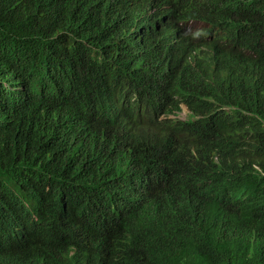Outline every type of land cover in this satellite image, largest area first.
Masks as SVG:
<instances>
[{
  "label": "trees",
  "instance_id": "1",
  "mask_svg": "<svg viewBox=\"0 0 264 264\" xmlns=\"http://www.w3.org/2000/svg\"><path fill=\"white\" fill-rule=\"evenodd\" d=\"M177 8L264 61V0H0V264H264V69L195 71ZM189 129L235 174L188 202Z\"/></svg>",
  "mask_w": 264,
  "mask_h": 264
},
{
  "label": "clouds",
  "instance_id": "2",
  "mask_svg": "<svg viewBox=\"0 0 264 264\" xmlns=\"http://www.w3.org/2000/svg\"><path fill=\"white\" fill-rule=\"evenodd\" d=\"M178 10L179 8L175 10L172 21L170 19L168 24L169 28L166 29V33L168 34L169 32L171 34V39L167 41L162 38V42L166 45L172 44L176 47L183 56L184 60H186L189 66H191L195 71H206L207 69H211L216 60H219L221 65L226 68L230 70L236 69L239 71V75L237 77L233 75H225L220 78L221 80L226 81L229 79L243 78V72L240 68L241 58L243 55L248 57L249 65L255 68L264 69V61L259 59L255 53H252L248 49L239 47V45L233 40L223 37L222 34L214 31L215 29L212 28L213 26L211 23H209L203 15H187L180 13ZM170 23H172V27ZM232 45L238 46L237 52ZM181 105L185 107L184 104ZM185 109L187 110L185 117H177L180 110L175 116L168 115V117H175L176 119L184 120L189 113V110L186 107ZM230 109L235 110L236 108L228 105H222L215 108V110L229 116L234 114L230 111ZM174 136L183 144L188 154V161H197L199 163L198 167L196 166L192 169L193 187L188 193V195L191 194L188 202L191 199H194V193L196 201L205 199V197L202 196L200 191L197 189L199 184V181L197 182V178L202 177L200 181L207 183L209 182L208 176L212 173H224L226 175L235 174L234 171L229 168V161V163L224 162L216 164L209 171L212 169L214 170L209 175L204 176L209 173V171L204 172L200 169L205 163L202 148L208 137L199 136L190 129L184 133L180 131ZM217 159L216 155L212 158L213 161H217ZM224 194L229 199L230 211L236 214L239 219H246L253 207V194L251 189L244 185H240L239 187H232Z\"/></svg>",
  "mask_w": 264,
  "mask_h": 264
},
{
  "label": "rangeland",
  "instance_id": "3",
  "mask_svg": "<svg viewBox=\"0 0 264 264\" xmlns=\"http://www.w3.org/2000/svg\"><path fill=\"white\" fill-rule=\"evenodd\" d=\"M187 112V110L185 109V107L183 105H181V110H180V113L178 114L177 117H185V113Z\"/></svg>",
  "mask_w": 264,
  "mask_h": 264
}]
</instances>
